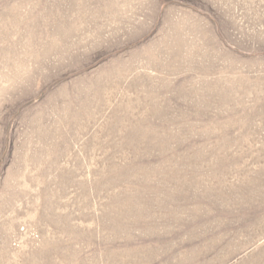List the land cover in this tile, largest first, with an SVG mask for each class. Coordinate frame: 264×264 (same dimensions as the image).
I'll return each mask as SVG.
<instances>
[{
	"label": "rangeland",
	"instance_id": "obj_1",
	"mask_svg": "<svg viewBox=\"0 0 264 264\" xmlns=\"http://www.w3.org/2000/svg\"><path fill=\"white\" fill-rule=\"evenodd\" d=\"M0 264H264V0H0Z\"/></svg>",
	"mask_w": 264,
	"mask_h": 264
}]
</instances>
